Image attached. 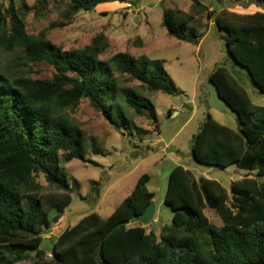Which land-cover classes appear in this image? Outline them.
<instances>
[{"label": "trees", "instance_id": "16d2710c", "mask_svg": "<svg viewBox=\"0 0 264 264\" xmlns=\"http://www.w3.org/2000/svg\"><path fill=\"white\" fill-rule=\"evenodd\" d=\"M67 1L72 13L124 2ZM25 8L21 0L20 12L14 5L8 9L10 29L0 18V48L9 40L13 46L9 50L24 48L25 58L47 63L56 74L52 80H35L0 68V264H21L31 254L36 255L31 264H264V106L252 101L227 64L216 66L209 80L236 114L238 128L208 114L192 140V155L201 165L223 170L236 166L246 175L228 190L215 179H196L191 170L177 165L165 196L173 212L172 225L157 231L136 221L155 199L148 188L151 178L144 174L108 218L93 212L60 229L52 260L46 261L42 244L51 215L62 217L74 199L64 165L89 162L91 149L104 155L65 111L89 99L123 131L130 128L128 110L140 114L151 104L133 94L121 96L119 76L127 75L153 93L174 96L181 91L166 72L164 60L136 59L126 53L101 60L108 48L104 35L73 51L55 47L43 34L28 35L21 13ZM205 12L226 34L231 61L245 69L264 94V11L241 15L221 10L214 15L215 10L195 0L191 13L166 9L163 26L169 36L198 45L204 35L196 25L197 15ZM154 116L156 122L155 112ZM41 178L53 193L45 192ZM207 209L217 213L221 225L210 221Z\"/></svg>", "mask_w": 264, "mask_h": 264}, {"label": "rangeland", "instance_id": "374dc122", "mask_svg": "<svg viewBox=\"0 0 264 264\" xmlns=\"http://www.w3.org/2000/svg\"><path fill=\"white\" fill-rule=\"evenodd\" d=\"M198 1L209 11L215 10L214 15L221 10L241 15L264 11V0ZM25 2L27 8L21 13L28 35L43 34L63 51L82 50L97 36L104 35L108 48L100 56L101 60H109L118 53L129 54L136 59L164 60L166 72L181 91L174 96L153 93L139 81L127 75L119 76L121 96L133 94L145 104H151L140 114L128 110L126 117L130 128L124 132L111 125L89 99L84 98L75 108L65 111L74 125L89 139H95L104 155H95L91 149L87 156L89 162L74 160L64 165V172L74 187V199L62 217L56 216V212L51 215L52 225L46 230L42 244V249L47 252V262L52 260L60 229L76 225L93 212L108 218L132 193L144 174L151 178L148 188L155 193L157 206L155 221L147 226L157 231L172 225L173 212L165 204V196L170 173L177 165L191 170L196 179H215L228 190L233 181L246 175L247 172L236 166L223 170L201 165L192 155V140L208 114L228 127L238 128L236 114L219 98L216 88L210 83L209 76L216 66L227 64L247 89L252 101L264 106V94L253 84L246 70L231 61L226 48V34L218 30L214 17L209 18L207 12L197 15L196 25L204 35L201 44L182 42L168 35L163 26L164 11L172 8L194 12L195 0L114 1L79 13L68 11L67 0ZM11 5L20 12L21 0H0V18L7 22L9 29L11 24L7 12ZM11 44L6 40L0 48V68H8L12 74H24L35 80L54 78L56 71L52 66L25 58L24 48L9 50L13 47ZM170 109H173L171 113ZM40 181L45 185L46 193L54 192L43 178ZM205 213L212 223L222 224L215 211L207 209ZM34 261L36 255L31 254L30 260L21 264Z\"/></svg>", "mask_w": 264, "mask_h": 264}, {"label": "water", "instance_id": "95a60500", "mask_svg": "<svg viewBox=\"0 0 264 264\" xmlns=\"http://www.w3.org/2000/svg\"><path fill=\"white\" fill-rule=\"evenodd\" d=\"M155 214H156V204L153 201L148 209L146 210V212L144 214H142L141 216H139L136 221L138 223H141L145 226L151 224L154 220H155Z\"/></svg>", "mask_w": 264, "mask_h": 264}, {"label": "crops", "instance_id": "0c3cea01", "mask_svg": "<svg viewBox=\"0 0 264 264\" xmlns=\"http://www.w3.org/2000/svg\"><path fill=\"white\" fill-rule=\"evenodd\" d=\"M204 38V37H203ZM202 43V40H201V42L199 43V44H201ZM166 63V62H165ZM174 109V108H173ZM173 109H170V110H173ZM174 113L175 112H173V115H174ZM221 123V122H220ZM222 124V123H221ZM223 125H224V123H223ZM225 126H226V124H225ZM231 128V127H230ZM232 129H235L236 130V128H232ZM155 198H156V196H155ZM154 202H155V199H154ZM155 204H156V202H155ZM156 213H157V206H156ZM155 216H156V214H155Z\"/></svg>", "mask_w": 264, "mask_h": 264}, {"label": "clouds", "instance_id": "9594fccd", "mask_svg": "<svg viewBox=\"0 0 264 264\" xmlns=\"http://www.w3.org/2000/svg\"><path fill=\"white\" fill-rule=\"evenodd\" d=\"M155 221V220H154Z\"/></svg>", "mask_w": 264, "mask_h": 264}]
</instances>
